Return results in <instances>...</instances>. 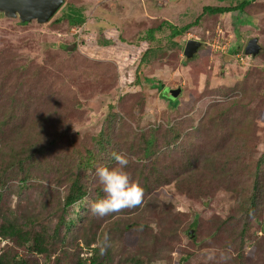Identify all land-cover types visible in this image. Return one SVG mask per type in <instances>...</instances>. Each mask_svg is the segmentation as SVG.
<instances>
[{"label": "rangeland", "instance_id": "rangeland-1", "mask_svg": "<svg viewBox=\"0 0 264 264\" xmlns=\"http://www.w3.org/2000/svg\"><path fill=\"white\" fill-rule=\"evenodd\" d=\"M238 2L64 0L43 24L0 17V151L9 158L13 151L27 149L29 160L44 159L55 168L59 162L75 164L79 157H87V150L97 148L99 133L110 123L117 152L134 158L127 167L131 179L140 185L146 177L161 180L144 191L142 205L104 217L117 225L131 220L147 225L139 229L129 223L123 239L121 232L113 236L112 264L124 263L136 248L131 241L142 233L154 240V249L146 246L154 252L150 264H176L180 257L183 264H234L232 238L244 225L242 203L252 187L255 163L264 153V0L246 7L247 15L230 11L207 16L202 7ZM70 8L81 23H72ZM160 19L177 26L199 21L181 37L182 49L159 51L143 69L147 81L128 83L134 80L130 68L138 50L115 43L100 48L96 39L119 34L134 41ZM161 35L156 40L163 45L166 36ZM253 37L261 47L255 57L244 53ZM188 39L201 42L192 59L183 54ZM178 87V102L171 108L166 91ZM176 126L180 137L173 142ZM149 136L155 138L162 170L142 155ZM189 157L198 158L208 169L190 172V183L179 182L178 189L180 162L190 161ZM101 164L111 167L115 161L103 155L86 172L91 193L83 200L85 207H91V196H104L95 176ZM152 164L156 167L149 174ZM51 172L36 173L47 176L44 189L34 185L18 196L12 187L16 181L10 180L12 191L4 190L0 213L16 203L28 215L46 204L53 210L58 189ZM153 174L161 175L151 178ZM76 215L70 213L72 218ZM247 226L246 264H264V213ZM187 231H192L194 240ZM101 240L102 235L93 245Z\"/></svg>", "mask_w": 264, "mask_h": 264}, {"label": "trees", "instance_id": "trees-1", "mask_svg": "<svg viewBox=\"0 0 264 264\" xmlns=\"http://www.w3.org/2000/svg\"><path fill=\"white\" fill-rule=\"evenodd\" d=\"M255 1L240 0V2L231 6H204L202 7V14L218 16L226 12L238 11L247 15L246 7ZM66 6L72 5L67 4ZM0 17H3L2 13H0ZM71 19L72 23L82 22V18L75 12L72 13ZM32 21L38 23L35 20ZM198 21L196 19L193 23L177 26L166 19H160L154 25L147 27L143 33L140 31L134 41H126L119 34H112L108 37L99 36L96 42L100 48L111 47L115 43V45L124 46L131 51L138 50V56L134 60V68H130L134 80H128V83L132 81L133 84L140 85L143 81H147V77L143 75V69L156 58L158 52L182 49L179 43L181 37L190 27L198 24ZM97 25L99 26L98 23ZM157 34L166 36L163 45L158 44ZM81 43L82 41L77 42L75 47ZM66 50L70 51L67 48ZM235 50L237 49L235 48ZM148 83L150 87H153L151 81H148ZM167 102L171 108H174L178 99L177 97L172 101L167 99ZM0 125L2 124L0 123ZM113 129L114 127L107 123L103 134L101 131L97 137V148L94 151L87 150L88 155L85 158L78 156L79 159L75 164L59 162L58 168H55L53 163L51 164L44 159L40 161L37 160L38 158L29 160L28 157L32 155L27 149H24L23 152L17 149L9 154V158L5 156L4 151H0V203L4 198V190L12 191L7 185L10 180L16 181V185L12 187L16 189L17 196L22 190L30 189L34 185L44 189L43 183H48L47 176L42 177L36 173L48 172L47 174H49L52 170L53 184L58 189V193L55 194V207L53 210H50L51 207L47 208L50 205L46 204L28 215L29 212L18 207V203H16L13 209L7 207L4 208V212L0 213V243L5 242L4 245L0 246V264H112L111 252L112 246H115L113 236L117 237L118 232H121L119 238L123 239L130 230L129 223L133 225L132 227L139 226V229L147 227V225H141L140 220L137 222L131 220L123 225H117L116 221L110 222L109 219L104 218L105 216L94 215L90 208L84 206L83 200L88 198L91 193L86 172L103 155L109 156L113 152H117V143L112 135ZM172 133L170 141L175 142L180 137L178 126L172 130ZM155 143L154 137L149 136L144 140L142 155L144 158H150L151 163H158L157 168L162 170L159 167L162 161L158 158L159 150ZM189 159L188 162H180L181 165L176 174L178 177L175 180L178 189L179 182L190 183V172L196 171L198 167L208 169V167L206 168L201 164L198 158L189 157ZM154 167L156 166L152 164L148 171L149 174H152ZM159 175L161 174H153L150 177L160 178ZM251 176L252 187L246 199L243 200L241 209V213L244 215V225L238 235L232 238L236 247V253L232 259L234 264H246L243 243L248 237L247 223L251 218L258 219L264 213V153L257 159ZM38 179L41 180V183L38 182ZM149 181L150 178L146 177L141 184L144 191L148 192L161 183V180L158 179ZM91 199L93 204L100 198L99 196H91ZM75 204L79 208L76 212ZM70 213L77 214V218H72ZM190 232L192 231H187L186 236L194 240L193 233L190 235ZM100 235H102V240L94 246L93 244ZM141 235H139L140 237L137 236L138 238L134 237L135 241H131L136 246L135 251L124 257V263L116 261V264H150V258L154 256V252L152 249L150 251L146 250V246L149 244L153 248L155 246L154 240L147 237L146 233ZM195 237L197 238V233ZM101 247L104 248L103 253L100 251ZM86 250L90 252V255L88 253L84 255ZM183 261V258L180 257L176 264H183Z\"/></svg>", "mask_w": 264, "mask_h": 264}, {"label": "clouds", "instance_id": "clouds-1", "mask_svg": "<svg viewBox=\"0 0 264 264\" xmlns=\"http://www.w3.org/2000/svg\"><path fill=\"white\" fill-rule=\"evenodd\" d=\"M115 164L109 167L101 164L95 169V176L104 193L103 198L96 200L90 207L94 215L103 217L126 208H135L144 203V189L138 181L131 179L127 167L130 164L128 154L113 152ZM142 227V226H141ZM101 253L104 248L101 247Z\"/></svg>", "mask_w": 264, "mask_h": 264}, {"label": "water", "instance_id": "water-1", "mask_svg": "<svg viewBox=\"0 0 264 264\" xmlns=\"http://www.w3.org/2000/svg\"><path fill=\"white\" fill-rule=\"evenodd\" d=\"M64 0H0V13L8 18H17L22 23L31 22L32 20L38 23L48 22L54 14L63 5ZM201 42L196 39H188L183 48V54L187 58H192ZM75 44L67 47L72 50ZM260 45L256 37L248 40L244 47V53L255 57L260 51ZM180 87L174 89H167V94L172 99L176 98ZM192 235V232H190Z\"/></svg>", "mask_w": 264, "mask_h": 264}, {"label": "crops", "instance_id": "crops-1", "mask_svg": "<svg viewBox=\"0 0 264 264\" xmlns=\"http://www.w3.org/2000/svg\"><path fill=\"white\" fill-rule=\"evenodd\" d=\"M168 2V0H166Z\"/></svg>", "mask_w": 264, "mask_h": 264}]
</instances>
